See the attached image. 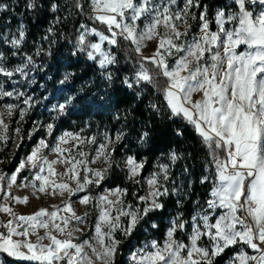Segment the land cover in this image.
<instances>
[{
  "label": "snow or ice",
  "instance_id": "6c2138e0",
  "mask_svg": "<svg viewBox=\"0 0 264 264\" xmlns=\"http://www.w3.org/2000/svg\"><path fill=\"white\" fill-rule=\"evenodd\" d=\"M73 6L80 13L90 9L93 26L82 23L76 29L72 55L84 54L103 70L104 79L115 83L107 69L119 63L115 50L121 42L130 45L126 58L135 71L121 83L136 99L151 89L155 99L147 109L173 123L183 121L177 136L184 135L185 126L191 128L206 152L199 178L206 197L191 200L186 216L192 181L185 187L182 177L190 169L185 164L177 175L173 168L191 153L170 149L168 163L158 162L145 177L146 159L115 156L126 138L123 130L98 138L84 135L86 125L78 132L64 131L54 143L41 138L10 174L0 169V253L25 264H264V0H74ZM25 7L37 12L43 5L27 0ZM7 8L0 3V12ZM60 9L59 3H50L51 12ZM59 22L57 17L42 40L55 43L49 37ZM26 41L23 23L15 32L0 26V47L11 50L0 51V143L11 139L10 122L18 115L17 148L26 117L40 103L22 90L35 82L31 73L42 69L24 50ZM148 42L155 47L145 56ZM42 52L37 47L34 55ZM12 58L19 62L12 64ZM73 75L65 73L59 84ZM76 99L69 96L54 105L53 121L66 115ZM131 114L126 109L124 120ZM149 123L139 134L141 143L150 139ZM41 127L54 136V122H33L28 138ZM98 163L102 166H92ZM114 169L131 184L146 185V194L132 192L135 203L119 186L92 195ZM24 171L30 178L18 183ZM14 188H30L36 199L60 196L61 202L19 214L12 204H26L29 196L14 195ZM80 193L78 203L85 211L78 214L72 198ZM172 196L176 211L162 238L134 241L151 215L165 209L164 198ZM150 227L159 225L152 221Z\"/></svg>",
  "mask_w": 264,
  "mask_h": 264
},
{
  "label": "trees",
  "instance_id": "16d2710c",
  "mask_svg": "<svg viewBox=\"0 0 264 264\" xmlns=\"http://www.w3.org/2000/svg\"><path fill=\"white\" fill-rule=\"evenodd\" d=\"M26 2L27 0H0V3L8 6L6 12H0V26L5 32H15L19 24L25 25L27 41L24 50L33 55L36 64L42 66V69L31 73L30 78H34L35 82L31 85L25 84L22 90L34 95L40 103L31 110L23 123L24 139L18 148L15 147L17 138L13 139V135H15L13 130L17 126L15 121L18 119V115L10 122L9 136L11 139L6 144H2L0 148L1 169L11 173L41 138L52 142L64 130L78 132L88 125L84 135L98 134V138L105 131L114 136L117 130H123L126 133V138L122 141V147L118 148L115 156L120 159L126 155H135L138 159H146L147 163L143 172L145 177L155 170L158 162L168 163L167 153L170 149H176L185 155L192 154L190 159L181 160L173 168L177 175H180L185 164L190 169V175L182 177L185 187L189 180L192 181V195L184 206L186 216L190 215L193 208L190 201L197 197L201 200L206 197L207 188L199 184L206 152L190 127L185 126L182 137L176 135V130L182 127L183 121L177 120L173 123L166 116L161 118L150 113L147 104L149 100L155 99L151 89L140 99H136L133 90L127 89L121 83L125 76L130 77L135 71L133 63L126 58L130 45L121 42V48L115 50L119 63L109 66L107 69L113 73L115 83H111L101 76L103 70L94 62L87 60L84 54L72 55L77 36L76 29L82 23L89 27L93 26V21L88 19L90 9L86 7L84 13H80L73 6L74 0H37V4H42L43 7L41 10L33 12L26 9ZM53 2L61 5L59 12L53 13L49 10L50 3ZM57 17L60 22L54 25L55 36L49 37L55 43L50 45L42 40V37L47 34L46 30ZM37 47L44 49V52L39 56L34 55ZM0 51L9 53L11 50L7 45H4L0 47ZM48 52H51V55H48ZM132 55L135 57V53ZM18 62L17 58L11 59L12 64ZM65 73L74 75L66 84L61 85L59 81ZM69 96L77 98L75 103L66 115L53 121L56 113L51 112L50 109L57 103H63ZM129 108L132 109V114L128 115L127 121H125V110ZM118 114L119 120L116 119ZM149 121L147 130L150 132V139L146 143H141L138 139L139 134L145 130L144 125ZM33 122L44 125L54 122L56 125L54 136H47L45 129L41 127L29 139L27 134L32 131ZM25 176L30 178L28 171L21 174L18 182ZM117 186L129 190V195L125 199L131 203H135L131 196L132 192L143 194L139 185L131 184L125 179L123 172L114 169L100 187L92 189V195H97L104 188ZM175 200V196L164 198L165 209L152 214L148 223L143 225L133 240L138 242L145 239L162 238L169 220L175 214ZM152 221L159 225L158 229L150 227ZM144 228L148 229V232H144ZM119 238L123 239L122 236ZM122 252L123 257L126 258L127 249H122ZM0 264H25V262L16 261L6 254H2Z\"/></svg>",
  "mask_w": 264,
  "mask_h": 264
},
{
  "label": "rangeland",
  "instance_id": "374dc122",
  "mask_svg": "<svg viewBox=\"0 0 264 264\" xmlns=\"http://www.w3.org/2000/svg\"><path fill=\"white\" fill-rule=\"evenodd\" d=\"M154 47H155L154 43L148 42L147 47L143 50L144 55L145 56L150 55L151 52L153 51ZM7 102L11 103L12 101L8 100ZM5 122L9 123V121H8L6 116H5ZM64 131H69V130H64ZM64 131H61L57 136L62 134ZM15 138H16L15 135H13V139H15ZM54 141H55V138L53 139L52 142L54 143ZM2 144H4V143H0V148H1ZM85 150H87V149H85ZM45 154L48 155L49 159H54L55 158V155L50 153V152H46ZM92 154L94 155V153H92ZM92 166L93 167H101L102 165L98 163V164L92 165ZM0 169H1V163H0ZM63 170L64 169L62 167L58 168V171H60V172H63ZM73 187H74V185H73ZM113 188H116V187H113ZM113 188H104V189L100 190L98 194H103L106 189L110 190V189H113ZM12 191H13L14 195H17V196H20V197L29 196V201L26 204H12L13 210L15 212L19 213V214H30V213L35 212L36 210H38V208H40V207H49L50 205L59 204L61 202V197L60 196L51 197V196L40 195V198L36 199L34 196H32V190L30 188H27V189L14 188ZM142 191H143L142 195L146 194V191H147V186L146 185H144V187L142 188ZM82 194L83 193L77 194L76 196H74L72 198L73 201H74V207L76 208L78 214L82 213L83 211H85L84 206H82V205H80L78 203L79 196L82 195ZM37 195H39V194H37ZM64 198L66 199L67 197H64ZM89 210L91 211V209H89ZM0 216H2V214H0ZM2 218L7 219V217H2ZM93 218H94V216H93ZM2 254H4V253H0V259H1Z\"/></svg>",
  "mask_w": 264,
  "mask_h": 264
}]
</instances>
